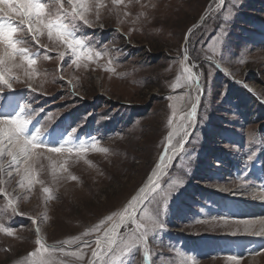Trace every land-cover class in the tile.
<instances>
[{
	"label": "rangeland",
	"instance_id": "obj_1",
	"mask_svg": "<svg viewBox=\"0 0 264 264\" xmlns=\"http://www.w3.org/2000/svg\"><path fill=\"white\" fill-rule=\"evenodd\" d=\"M215 9L216 0H132L126 7L103 10L99 21L89 16L92 26L81 25L79 35L104 56L87 69L76 68L66 55L61 71L58 54L65 49L41 37L52 48L51 59H44V49H33L40 52V74L27 80L15 70L21 82L0 92V116L30 105L29 111L37 110L30 131L43 126L41 138L49 146H59L75 128L66 147L95 138L109 151L89 148L77 156L39 149L51 160L41 157L36 168L44 184L30 192L18 187V176L11 182L3 176V187L17 197V212L4 210L7 199L0 194V223L14 230L13 236L0 232V264H29L37 227L46 244L57 245L122 212L147 183L168 133L188 123L179 116L197 97L185 151L165 178L180 176L184 183L169 197L164 227L149 233V260L141 250L128 264H264V236L248 234L243 223L256 229L264 224V204L258 206L264 203V0H225L219 12ZM209 11L206 23L194 30ZM189 29L194 34L186 42ZM215 38L219 44H213ZM185 50V63L199 82L174 89L178 76L181 84L187 77L181 63ZM109 60L114 73L104 70ZM169 105L177 108L171 126ZM50 113L55 118L47 120ZM65 161L68 171H58L53 181L52 162L59 169ZM43 187L52 189L51 200H45ZM162 187H167L163 181ZM243 201L261 212H245ZM57 259L77 264L59 254Z\"/></svg>",
	"mask_w": 264,
	"mask_h": 264
},
{
	"label": "snow or ice",
	"instance_id": "obj_2",
	"mask_svg": "<svg viewBox=\"0 0 264 264\" xmlns=\"http://www.w3.org/2000/svg\"><path fill=\"white\" fill-rule=\"evenodd\" d=\"M136 2L139 3L140 0ZM131 3L132 0H0V92L5 88L13 89L14 82H21L15 70H22L27 80L40 74L37 67L40 52L33 49H44V59H51L47 53L52 51L49 45L41 43V37L46 36L51 45L62 46L65 49L58 54L61 60V71L66 55L69 57L70 64L75 65L76 68L83 66L87 69L89 63L102 59L104 53L97 51L79 35L81 25L91 27L94 21L90 20L89 16L94 15L95 20L99 21L103 10L108 9L111 12ZM224 4L225 0H216L215 11L219 12ZM124 15L128 16L130 13L125 12ZM227 19L228 14H225L224 20L227 21ZM201 20L206 23L205 17H201ZM197 27L194 25L193 29ZM193 29L188 30L185 36L186 42L190 41L194 34ZM221 31H223V25H221ZM219 43L220 39L215 38L213 44ZM209 50L213 53L216 51L213 45H209ZM208 58L212 59L211 56ZM188 59L187 50H185L181 63L182 72L186 73L187 77L184 84H181V78L178 76L173 85L174 89L181 87L190 89L194 80L199 82V77L193 73L192 67L185 63ZM111 64L112 61L109 60L104 70L114 73L115 68L111 67ZM28 87L35 91L30 83ZM169 99L172 98L169 97ZM178 99L182 101L184 98ZM198 99L197 97L195 102H191L188 111L180 114L179 120L181 122L187 120L188 123H181L168 133L164 152L148 182L139 189L136 196L132 197L122 212H113L79 236L60 241L57 245L46 244L44 238L39 235L40 228L37 227L35 229L36 247L28 253L29 264H70L69 261L58 260L57 254L70 257L77 264H84L85 261L86 264H128L129 257L141 250H143V259L148 261L149 233L164 227L161 217L164 215L169 197L184 183L183 177L180 176L165 178L169 175L167 169L170 163L168 162L185 151V145L188 143V127L196 115ZM169 107L172 108V115L168 120L171 126L173 119L177 117V108L175 105H169ZM30 108V105H24L11 116H0V194L7 199L4 210L10 208L13 213L17 212V197L3 187L6 183L3 176H7V182H11L18 176L20 178L17 181L18 187L27 189L29 192L36 184L43 185L44 181L38 178L39 171L36 165L41 157L51 160V156H45L44 152L38 151L39 149L61 155L75 153L77 156L87 153L89 148L102 153L109 151L107 148L98 147L99 141L95 138H92V142L88 145L80 143L76 148L66 147L76 132L75 128L67 133L68 139L63 140L59 146H49L41 138L43 126L30 131L29 126L32 125L33 118L37 114V110L29 111ZM54 118V114L51 113L46 117L47 120ZM174 137H178L175 144ZM4 157L9 158L7 168ZM40 168H43L42 164ZM51 168L53 181H56L58 171H68L67 161L61 164L59 169L55 162H52ZM67 178L77 180V177L71 174ZM162 181L167 185L166 188L162 187ZM42 191L46 194V201L53 198L51 188L43 187ZM33 223H37L35 218ZM243 223L248 234L264 236V224L260 229H256L254 224ZM0 232L8 236L14 235L13 228L2 223H0ZM93 234H96L94 240L84 239ZM73 244L77 245L75 249L65 247ZM229 259L240 260L243 256H231Z\"/></svg>",
	"mask_w": 264,
	"mask_h": 264
},
{
	"label": "bare ground",
	"instance_id": "obj_3",
	"mask_svg": "<svg viewBox=\"0 0 264 264\" xmlns=\"http://www.w3.org/2000/svg\"><path fill=\"white\" fill-rule=\"evenodd\" d=\"M170 155H171V153H169ZM174 161V159L172 160V161H170V162H168V163H170V166L172 165V162ZM168 171V170H167ZM148 182V181H147ZM145 186V185H144ZM244 202V201H243ZM264 203H261V204H259L258 206L259 207H261L262 205H263ZM243 205H245L244 206V211L245 212H250V214H253V213H259V212H261V210H258V208L257 207H255V206H257V205H255L254 206V203L252 204V203H250L249 201L248 202H244V204ZM264 220V219H263Z\"/></svg>",
	"mask_w": 264,
	"mask_h": 264
},
{
	"label": "water",
	"instance_id": "obj_4",
	"mask_svg": "<svg viewBox=\"0 0 264 264\" xmlns=\"http://www.w3.org/2000/svg\"><path fill=\"white\" fill-rule=\"evenodd\" d=\"M209 14H210V11H209L204 17L206 18ZM202 22H203V21L201 20L200 23L197 24L196 26H200V25L202 24ZM195 29H196V28H194V30H195ZM194 30H193V31H194Z\"/></svg>",
	"mask_w": 264,
	"mask_h": 264
}]
</instances>
